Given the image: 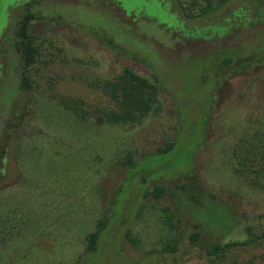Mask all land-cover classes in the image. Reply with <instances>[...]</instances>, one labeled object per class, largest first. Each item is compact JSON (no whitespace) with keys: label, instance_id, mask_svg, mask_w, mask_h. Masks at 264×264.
<instances>
[{"label":"rangeland","instance_id":"1","mask_svg":"<svg viewBox=\"0 0 264 264\" xmlns=\"http://www.w3.org/2000/svg\"><path fill=\"white\" fill-rule=\"evenodd\" d=\"M112 1L14 0L6 6L0 22V214L16 208L35 224L0 238V264H83L84 237L109 213L118 186L113 220L88 264H234L232 258L261 264L264 241L214 261L203 257L202 243L243 239L245 226L264 231V183L259 188L253 172L242 178L227 165L235 137L264 134V62L218 82L212 63L221 56L207 55L208 43L197 32L201 19L168 13L173 0ZM14 28L35 38L41 57L30 68L29 81L38 86L10 95L19 65L6 66L25 37L13 38ZM109 36L113 44L105 42ZM124 69L152 85L156 78V92L140 91L150 109L136 112L133 121L105 123L92 106L115 108L121 92L111 98L100 86L103 79L115 86ZM58 96L82 100L90 120L75 119ZM172 140L169 151L155 154ZM183 182L186 192L173 199L174 186ZM193 183L199 194L189 203ZM155 187L163 189L160 198L142 197ZM167 207L184 222L173 218L176 226H169ZM197 229L202 234L193 243L188 236Z\"/></svg>","mask_w":264,"mask_h":264},{"label":"trees","instance_id":"2","mask_svg":"<svg viewBox=\"0 0 264 264\" xmlns=\"http://www.w3.org/2000/svg\"><path fill=\"white\" fill-rule=\"evenodd\" d=\"M14 0H0V22L4 19L7 8L6 6L13 2ZM31 1V0H30ZM173 6L170 3H166V11L168 13L175 12L180 13L184 19H201L202 27L198 30V35L201 34V39L208 43L207 55L215 53V57L221 56V59L212 63L214 78L216 81H221L226 76L232 73H237L243 70H247L253 65L260 64L264 62V0H173ZM39 0H32V3H37ZM113 2L112 0H107V3ZM18 4V2H17ZM87 4V3H86ZM89 7L94 6L93 4H88ZM164 6V5H163ZM169 8H173L174 11H168ZM224 11L222 16L217 17V12ZM214 14V17L212 15ZM181 24L187 25L184 21H180ZM96 29V28H95ZM24 34V29H16L13 31V38H21ZM25 36V34H24ZM110 37V38H109ZM106 37L105 42L112 43L115 40L112 36ZM16 40V39H15ZM21 40V39H20ZM18 40V41H20ZM113 44V43H112ZM112 44H109L110 46ZM20 52L13 54L12 64H8L6 69L12 70L15 65H19L16 74H11L13 91L10 93L12 95L16 88L22 91L28 90L29 92L38 86V83H33L29 81L31 65L33 62L41 56L35 42V38L32 36H25L21 40ZM252 47L259 48V54L252 53ZM10 60V61H11ZM2 66V64H0ZM1 73V71H0ZM117 81L115 86L106 80H102L101 93L105 92V95L118 96L117 90L121 92L118 98H114L116 105L113 110H106L105 112L99 106H92L91 112L96 111L100 116L105 117V123L118 124L120 122L133 121L137 116L136 112H147L150 106L147 104L146 100L140 94V91L149 93L151 95L156 92V87L154 83H157V79L153 78V85L151 82L147 81L145 78L138 76L128 69H124L123 73L116 76ZM120 94V93H119ZM149 95V94H148ZM59 106L64 110H67L71 116L81 122L87 123L90 120L88 113H90L89 107L84 108L85 104L81 100L78 103L75 99L72 100H61V97H56ZM249 135V134H248ZM252 138H247L246 142L239 144L244 147L243 152H239L237 149H233L228 155L231 157L227 160V165L232 169V173L236 176L247 178L248 173H254V181L259 185V188L263 186L264 183V152L260 151L262 145H264V134H253ZM249 135V136H250ZM257 137V139H256ZM174 141L172 140L162 148H158L155 152L159 155L165 151H169L173 146ZM238 145V146H239ZM146 155H143L140 159H144ZM135 162L130 166H127L128 176L135 170ZM252 181V179H249ZM187 184V185H186ZM184 184H176L174 189L176 190L174 197L178 194H184L187 190L188 182ZM190 192H187V200L189 203L196 202V195L199 194L196 183H193ZM121 186H118L111 197V203L108 207V214H103L98 216L94 222L93 230L84 237V251L82 252V262L83 264H88V257L93 255L99 248V242L102 240L105 231L109 228V225L113 218L111 216V210H114L117 205V198L121 191ZM162 188H154L151 192H143L142 197L150 196L152 199L156 200L163 195ZM173 199L172 205H173ZM225 210V208H223ZM5 216L0 214V225L1 230L7 226V230L0 231V238H7L5 234L11 235L21 232L22 229L30 230L35 224L33 221L34 216L30 217L25 214V211H17V209H10ZM168 216L169 226H176L173 222V218H178L184 222L183 217H181L177 212L175 215L170 214V209L167 207L164 210ZM229 215V214H228ZM237 225L238 222L236 221ZM264 223V221L262 222ZM32 225V227H31ZM236 225V227H237ZM251 227L245 226L243 228L244 238L240 240H225L223 239H207L202 243L203 257L208 261H214L215 259L222 260L234 249L236 250H246L250 247L264 241V231L255 232L251 230ZM255 228V227H254ZM202 233L200 229L193 231L189 234V239L196 243L199 235ZM127 234L125 237L127 238ZM199 244V243H198ZM201 246V245H200ZM3 248V244H0V249ZM175 247L171 246L167 249L174 251ZM166 249V250H167ZM164 250V251H166ZM200 256V255H199ZM201 257V256H200ZM261 264H264V252L260 254L259 258ZM234 264H238V260L232 258ZM242 264V263H239ZM243 264H254L253 260L243 262ZM259 264V263H258Z\"/></svg>","mask_w":264,"mask_h":264},{"label":"crops","instance_id":"3","mask_svg":"<svg viewBox=\"0 0 264 264\" xmlns=\"http://www.w3.org/2000/svg\"><path fill=\"white\" fill-rule=\"evenodd\" d=\"M250 135V134H249ZM240 135V136H237V137H235L234 139H233V141H232V143L234 144V145H232V147L231 148H229L230 149V151H228V152H231L234 148L235 149H237L239 152H243L244 151V147L242 146H240L239 144H241V143H243V142H246L247 141V138L249 137V139L250 138H252V135ZM261 137H264V135H261ZM216 139H218V138H216ZM256 139H257V137H256ZM205 142V141H204ZM239 145V146H238ZM242 145V144H241ZM203 146V145H202ZM200 147H201V145H200ZM202 148V147H201ZM210 148H212V146H210ZM216 150H221V147L219 146H217L216 148H215ZM228 148H225V150H227ZM260 151L261 152H264V145H262V147L260 148ZM231 158V157H230Z\"/></svg>","mask_w":264,"mask_h":264},{"label":"flooded vegetation","instance_id":"4","mask_svg":"<svg viewBox=\"0 0 264 264\" xmlns=\"http://www.w3.org/2000/svg\"><path fill=\"white\" fill-rule=\"evenodd\" d=\"M93 7H94V6H93ZM97 10H99V8H98ZM100 11H101V10H100ZM101 12H103V11H101ZM113 17H114V16H113ZM114 19H115L116 22H118L117 19H116L115 17H114ZM116 41H117V40H116Z\"/></svg>","mask_w":264,"mask_h":264}]
</instances>
